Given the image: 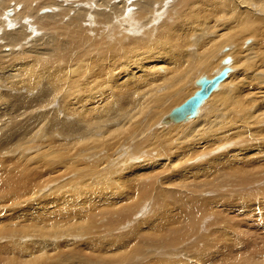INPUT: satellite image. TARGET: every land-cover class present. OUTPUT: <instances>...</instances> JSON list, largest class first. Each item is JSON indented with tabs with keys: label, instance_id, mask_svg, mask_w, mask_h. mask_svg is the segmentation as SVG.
<instances>
[{
	"label": "bare ground",
	"instance_id": "1",
	"mask_svg": "<svg viewBox=\"0 0 264 264\" xmlns=\"http://www.w3.org/2000/svg\"><path fill=\"white\" fill-rule=\"evenodd\" d=\"M167 2L0 0V104L21 101L31 107L12 131H3L6 122L0 120V151H8L6 143L16 136L21 157L34 149L23 164L0 173V211L4 204L11 208L0 216V264H63L64 235H81L73 233L83 226L85 235L94 232L110 206L117 216L133 212L146 188L129 183L132 173L143 175L154 166L131 159L127 165L112 163L129 158L126 145L139 161L145 151L138 153L140 144H153L148 150L157 154L169 145L171 151L163 153L174 164L186 165L199 153L204 162L217 156L218 168L233 180L247 183L264 176V158H257L264 157V0H173L155 23ZM42 7L54 11L39 13ZM10 9L14 14L8 17ZM130 13L135 23L126 19ZM248 35L254 37L250 45ZM226 46L234 64L233 58H221ZM220 58L222 68L238 64L239 73L228 72L194 116L170 122L167 112L186 98L193 81L199 88L198 74L218 62L212 74L220 72ZM68 171L73 174L65 179ZM129 186L131 195L112 200ZM27 192L26 199L15 195ZM83 197L97 199L95 221L81 207L78 214L69 212L88 202ZM207 203L197 197L182 201L179 207L189 213L183 218L187 229ZM170 233L178 236L173 229ZM101 256L93 253L84 261L118 260ZM237 257L226 264H258L251 263V255Z\"/></svg>",
	"mask_w": 264,
	"mask_h": 264
},
{
	"label": "rangeland",
	"instance_id": "2",
	"mask_svg": "<svg viewBox=\"0 0 264 264\" xmlns=\"http://www.w3.org/2000/svg\"><path fill=\"white\" fill-rule=\"evenodd\" d=\"M172 3L173 0H168L167 5L164 7L165 9H162L160 18L154 21L155 23L161 22L164 14L167 13ZM53 11V8L42 7L39 8L38 12L45 13ZM8 13V17L14 14L11 9ZM131 14L132 13L126 18L128 21L129 19L133 21ZM133 22L135 23L136 20L134 19ZM14 24L15 22L12 25ZM209 35L210 34H208V36ZM35 37H37L36 34L33 35L32 40ZM245 39L247 45H250L254 37L248 35ZM230 49H232L231 46H226L225 50L221 52V54L225 55L221 58L225 57L224 60L228 59L229 61L233 58L234 64L235 59ZM222 62L221 59V68ZM237 62L239 63V60H237ZM218 64L219 62L211 70L201 71L196 78L214 75L212 74V70L215 68L214 71H217L219 68ZM233 64L232 67L230 66L229 72H231L230 74H238L239 65ZM191 88L192 89L187 93L188 95L186 94L188 97L196 90L194 81ZM187 96L185 97L187 98ZM186 98H184V100ZM184 100L181 101L179 105L184 102ZM176 106H178V104ZM30 112V105L21 101L0 104V120L3 119L6 122L3 131H12L18 122L23 117L30 114ZM167 113H165V115ZM202 113L201 110L200 114ZM189 121L180 123L187 124V122L190 123ZM20 131L21 129H19V132ZM18 144L19 139L16 136L6 143L10 148L8 151H0V173L2 176L7 173L11 164H23V162L29 158L28 153L31 155L34 152L32 148L25 150L26 158H23L15 151ZM152 145L148 144L147 147L144 146V143L139 145L138 153L140 149V151L145 150L143 159L140 161L137 158L133 159V156L137 153L133 151L132 146L126 145L129 158L125 157V163L119 160L112 162H117L119 165H127V161L131 159L129 163L135 162L136 165L154 166V168L144 170L143 175L134 170L132 173V175L134 174V178H130L129 180V183L132 185L136 184L137 186L141 184L146 188V190L143 191L144 197L138 202L140 207L135 202L136 209L133 212L128 214V212L124 210L118 213L117 216V213H114L117 208L115 210L114 208L110 209L114 207V205L110 206V212H107V214H109H106L102 220H98V223L95 222V225L98 226L95 227L96 230L94 232H92L91 229V231L88 230L90 232L85 235L83 233V226L80 229L74 230L73 233H79L81 235H64L60 240L62 244L61 249L65 251V257L67 258L63 264H87V262L84 261L85 258L92 257L93 253H97L100 256L102 255L101 257L104 258L114 257L118 259H115L117 262L110 264H226L238 259L237 256L245 255L254 257V259L249 257L251 263L255 261L258 264H264V176L254 177L252 182L247 183H243L241 180H233L228 170L218 168L219 165L217 166L216 163L217 156L211 158L212 163H210V161H206V163L203 161L205 156L202 157L199 153H197L195 157L192 156L187 159L186 165L174 164L171 160V156L166 157L163 153V151H171L169 145L162 146V153L160 154H157L154 148L148 150ZM41 149V145L38 144L36 152H40ZM200 149L201 147L198 150ZM6 155H11L12 158L5 160ZM90 162L94 163L95 161L89 160L88 163ZM33 166L35 167L37 164ZM140 168H143V166ZM116 173H122V170L118 168ZM65 174L66 176L64 175V178L66 179L67 177L70 178L73 173L68 171ZM132 187L133 186H129L126 189L124 188L125 191L122 190V193L119 191V195H111V198H114L112 200L119 198L117 199L119 201L123 198L125 193L131 195L134 192ZM109 192H112V190ZM15 195H19L21 198L26 199L25 197L28 196L29 193H18ZM106 197H109V194H107ZM192 197L204 199L205 201L207 200L208 203L206 209L196 215L193 223L189 224V228L187 229V220H183V218L189 213H185V209L181 210L179 206H181L184 199L189 198L190 200ZM83 198V201L88 198V202L86 203L89 206L83 202V206L73 205L69 212L71 211L74 214H78L77 212L81 210V207L82 211H87V215L85 216L90 218L94 216L93 218L95 221L96 210L94 207L97 205V202H95L97 199H92L91 197L90 200L89 197ZM91 200L94 201L92 202ZM131 201L132 199L130 202ZM14 202L19 201L16 200ZM9 203L12 204L13 202ZM3 206H6V208L0 211V216L4 211H11L9 204H4ZM15 209L19 210L21 207ZM111 210L114 211L112 212ZM21 214L22 211H19L18 219L21 217ZM105 217L109 218L107 219ZM104 221L107 225H105ZM79 223V220L74 221L75 225ZM89 227H91V225ZM172 229L178 236L174 237L172 233H170ZM13 235V241L17 240L14 231ZM179 236L183 238L176 241ZM152 237L157 238L158 242L151 244ZM172 239L173 241H171ZM54 242H56V240H54ZM170 242L172 243L170 244ZM0 244H3V240H0ZM101 247L103 251H101ZM123 249H126V251ZM120 256L122 257L121 261L119 259Z\"/></svg>",
	"mask_w": 264,
	"mask_h": 264
},
{
	"label": "water",
	"instance_id": "3",
	"mask_svg": "<svg viewBox=\"0 0 264 264\" xmlns=\"http://www.w3.org/2000/svg\"><path fill=\"white\" fill-rule=\"evenodd\" d=\"M229 71V67L225 66L211 78L205 76L198 78L196 84L199 88L184 102L174 107L168 113L167 118L172 121H180L189 116H194L201 103L208 97L212 90L217 88L218 84L227 76Z\"/></svg>",
	"mask_w": 264,
	"mask_h": 264
}]
</instances>
